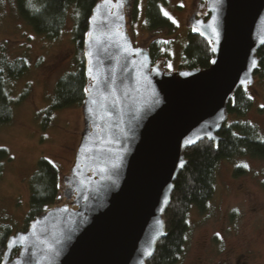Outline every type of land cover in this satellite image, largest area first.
I'll return each mask as SVG.
<instances>
[{
  "label": "water",
  "instance_id": "obj_1",
  "mask_svg": "<svg viewBox=\"0 0 264 264\" xmlns=\"http://www.w3.org/2000/svg\"><path fill=\"white\" fill-rule=\"evenodd\" d=\"M204 1L208 17L189 25L210 42L211 62L173 72L133 45L130 0L93 6L83 131L63 177L71 207H50L11 234L0 264H145L152 256L184 150L202 140L216 147L227 103L253 83L264 44V0Z\"/></svg>",
  "mask_w": 264,
  "mask_h": 264
},
{
  "label": "rangeland",
  "instance_id": "obj_2",
  "mask_svg": "<svg viewBox=\"0 0 264 264\" xmlns=\"http://www.w3.org/2000/svg\"><path fill=\"white\" fill-rule=\"evenodd\" d=\"M195 2H159L161 12H167V17L175 21L176 28L170 33L166 29L147 31L146 0H134L125 14L133 45L146 48L152 40L163 42L166 56L161 68L167 72L180 69L187 41V16ZM72 27L70 9L62 31L48 39L23 21L15 0H0L1 53L9 61L20 57L27 60L24 73L7 80L11 118L0 124V148L6 150V158L0 160V226L8 222L11 234L24 230L28 183L39 158L47 159L58 171L59 196L51 207H71V201L62 195L63 177L73 165L83 131L81 105L47 109L58 77L75 68ZM246 92L252 107L244 119L255 124L264 137V75H254ZM236 166L243 168L238 176L233 174ZM177 264H264V159L235 157L219 161L206 211L189 210L183 252Z\"/></svg>",
  "mask_w": 264,
  "mask_h": 264
},
{
  "label": "trees",
  "instance_id": "obj_3",
  "mask_svg": "<svg viewBox=\"0 0 264 264\" xmlns=\"http://www.w3.org/2000/svg\"><path fill=\"white\" fill-rule=\"evenodd\" d=\"M99 0H15L19 16L38 34L54 39L62 31L68 10L73 15L72 40L76 50L75 68L58 77L50 106L47 111L72 106H80L88 78L84 65L83 43L88 18L93 6ZM165 0H147L144 25L147 31L162 29L170 33L175 24L165 16L159 7ZM152 62L162 60L164 43L152 40L148 43ZM258 66L254 75H264V44L257 50ZM212 59L211 44L200 38L195 31L188 30L183 48L180 69L206 68ZM27 68L25 57L6 60L0 49V124L11 118L10 99L5 90L7 80L20 77ZM252 107V100L246 89L238 88L227 103L228 117L218 131L216 147L212 141L202 140L184 150L185 165L173 181L170 201L164 212L165 236L156 244L154 253L145 264H177L183 252L185 235L188 229V213L194 208L199 213L207 209L214 191V176L220 160L235 157L264 159V137L255 124L244 119ZM6 158V150L0 148V160ZM243 173L241 166L234 167L233 174ZM1 175V164H0ZM58 171L45 158H39L29 179V201L25 215V225L53 205L59 196ZM0 226V259L5 242L11 235L9 226ZM17 249L13 250L15 255Z\"/></svg>",
  "mask_w": 264,
  "mask_h": 264
},
{
  "label": "flooded vegetation",
  "instance_id": "obj_4",
  "mask_svg": "<svg viewBox=\"0 0 264 264\" xmlns=\"http://www.w3.org/2000/svg\"><path fill=\"white\" fill-rule=\"evenodd\" d=\"M111 1L114 2L115 0H111ZM133 1L134 0H130L129 7L127 9H125V14L131 8ZM146 2H147V0H146ZM160 3L163 4V2H160ZM176 7L178 8V7H180V5L178 4V5H176ZM145 8H146V5H145ZM207 17H208V13L206 11L205 1L204 0H196L194 6L192 5L191 12L187 16V19H188V23H187V26H186L187 29L195 31V28L190 27L189 19H191V21L194 22L195 20H197L199 18L205 20Z\"/></svg>",
  "mask_w": 264,
  "mask_h": 264
},
{
  "label": "snow or ice",
  "instance_id": "obj_5",
  "mask_svg": "<svg viewBox=\"0 0 264 264\" xmlns=\"http://www.w3.org/2000/svg\"><path fill=\"white\" fill-rule=\"evenodd\" d=\"M164 15H165V16H167V15H168V13H167V12H165V13H164ZM169 18H170V17H169ZM173 23H175V21H173ZM85 92H87V89H85ZM261 107H262V108H264V105H261ZM244 166H245V167H247V165H244Z\"/></svg>",
  "mask_w": 264,
  "mask_h": 264
}]
</instances>
